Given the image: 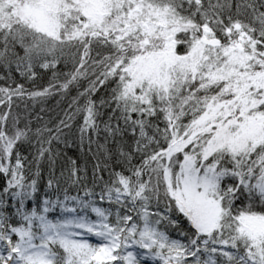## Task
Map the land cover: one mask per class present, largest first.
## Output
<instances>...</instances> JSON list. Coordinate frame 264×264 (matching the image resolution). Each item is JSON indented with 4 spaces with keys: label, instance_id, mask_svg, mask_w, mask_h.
Returning <instances> with one entry per match:
<instances>
[{
    "label": "snow or ice",
    "instance_id": "snow-or-ice-1",
    "mask_svg": "<svg viewBox=\"0 0 264 264\" xmlns=\"http://www.w3.org/2000/svg\"><path fill=\"white\" fill-rule=\"evenodd\" d=\"M0 66V264H264V0H0ZM79 113L115 145L90 179Z\"/></svg>",
    "mask_w": 264,
    "mask_h": 264
},
{
    "label": "trees",
    "instance_id": "trees-1",
    "mask_svg": "<svg viewBox=\"0 0 264 264\" xmlns=\"http://www.w3.org/2000/svg\"><path fill=\"white\" fill-rule=\"evenodd\" d=\"M71 70V66L58 65L57 66V75L60 73H67ZM38 76L35 80V83L30 81H25L19 76V73L13 71V76L15 79L21 83L25 84V88L30 91H38L44 87H48L50 83H59V79H54L53 70H40L37 69ZM5 75V70L0 66V76ZM62 79V76H61ZM0 86H6L4 80H0ZM85 87L87 83L85 82ZM83 91V89H80ZM75 90H70V94L61 95L60 93H54L53 96L49 97L44 103H33L30 100L17 101L13 105L12 113L19 117L18 126L23 128L26 124L35 129L36 127H43L47 125L49 127H54L55 124H58L61 119L65 118V112H72L75 109L70 108L69 101L76 96ZM106 95L104 88H101L93 96V99L97 97H103ZM99 103V101H97ZM17 104L19 107H17ZM6 109L3 106H0V113L4 112ZM11 119V118H10ZM83 124V113H79L75 116V119L71 122V131L68 128H64L63 132L68 135V147H65L63 144L60 145L58 151H61L66 154V156L73 159H77L78 164L81 167H87L89 179L91 178V170L93 166L100 162L101 164L107 162L109 165L112 164V161L106 152L108 150H115V145L111 138L105 139V133L103 131V123H101V131L99 135L95 133L91 134L92 143L89 147V141L87 136L83 143L80 140L79 127ZM98 144L103 147L98 148ZM119 170V169H117ZM105 179H107V173H102ZM46 178V173H45ZM0 183H3V177H0Z\"/></svg>",
    "mask_w": 264,
    "mask_h": 264
}]
</instances>
